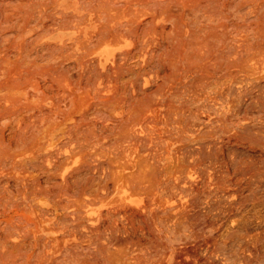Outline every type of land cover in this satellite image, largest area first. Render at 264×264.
Listing matches in <instances>:
<instances>
[{"label": "bare ground", "instance_id": "1", "mask_svg": "<svg viewBox=\"0 0 264 264\" xmlns=\"http://www.w3.org/2000/svg\"><path fill=\"white\" fill-rule=\"evenodd\" d=\"M263 175L264 0H0V264H264Z\"/></svg>", "mask_w": 264, "mask_h": 264}, {"label": "rangeland", "instance_id": "2", "mask_svg": "<svg viewBox=\"0 0 264 264\" xmlns=\"http://www.w3.org/2000/svg\"><path fill=\"white\" fill-rule=\"evenodd\" d=\"M257 127V126H256ZM259 129V128H258ZM257 129V131L259 132V130ZM255 129H253V131H254ZM252 131V132H253ZM254 132H256V131H254ZM228 175H230V174H228ZM231 176V179H232V177H233V175L231 174L230 175ZM230 176H228L229 178H228V187L229 186H239L238 184L236 185V183H234L233 181L232 182H230L229 180H231L230 179ZM264 176V175H263ZM262 178V177H261ZM243 180V179H242ZM262 180H264V177L262 178ZM230 182V183H229ZM259 183V182H258ZM258 183L256 184V183H254L253 185L252 184H250V185H246V186H248V187H250V188H248V187H246L245 189H243V188H241V190H240V192H239V195L240 196H242V198L244 197V196H246V195H250L249 193H251V191L253 192V194H255L257 197L259 196V198L262 200V201H264L263 199H264V181H263V183L261 182V183H259V185H258ZM256 185V186H255ZM257 185H258V187H257ZM243 186H245V185H243ZM252 186V187H251ZM253 187H254V191L255 192H257V193H255L254 191H253ZM250 190V191H248V189ZM256 188H258V189H256ZM261 188V189H260ZM260 189V190H259ZM244 190V191H243ZM257 190V191H256ZM263 193H261V192ZM244 192H246V193H244ZM247 192H249L248 194H247ZM260 192V193H259ZM242 194V195H241ZM262 195V196H261ZM262 197V198H261ZM251 202V201H250ZM264 203V202H263ZM261 206V207H260ZM263 206V207H262ZM259 207V209L262 211V212H264V204L263 205H259L258 206ZM263 208V209H262Z\"/></svg>", "mask_w": 264, "mask_h": 264}]
</instances>
